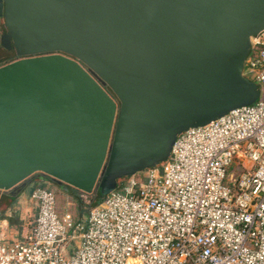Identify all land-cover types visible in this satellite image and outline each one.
Masks as SVG:
<instances>
[{
	"label": "water",
	"instance_id": "1",
	"mask_svg": "<svg viewBox=\"0 0 264 264\" xmlns=\"http://www.w3.org/2000/svg\"><path fill=\"white\" fill-rule=\"evenodd\" d=\"M264 0H0V190L80 192L159 164L177 134L252 103ZM24 56V57H23Z\"/></svg>",
	"mask_w": 264,
	"mask_h": 264
},
{
	"label": "built area",
	"instance_id": "2",
	"mask_svg": "<svg viewBox=\"0 0 264 264\" xmlns=\"http://www.w3.org/2000/svg\"><path fill=\"white\" fill-rule=\"evenodd\" d=\"M241 73L255 101L177 134L165 160L83 220L33 187V223L0 242V264H264V28L249 37Z\"/></svg>",
	"mask_w": 264,
	"mask_h": 264
},
{
	"label": "crops",
	"instance_id": "3",
	"mask_svg": "<svg viewBox=\"0 0 264 264\" xmlns=\"http://www.w3.org/2000/svg\"><path fill=\"white\" fill-rule=\"evenodd\" d=\"M5 58H7L5 50L0 47V65L10 60ZM50 181L54 182L46 175L34 173L17 194L10 195L8 190H0V242L21 239L28 233L36 212V207L29 198V193L37 185L42 186L44 183H48L50 186ZM59 187L64 191L72 192L67 185H60ZM27 201L31 202V207L28 206Z\"/></svg>",
	"mask_w": 264,
	"mask_h": 264
},
{
	"label": "rangeland",
	"instance_id": "4",
	"mask_svg": "<svg viewBox=\"0 0 264 264\" xmlns=\"http://www.w3.org/2000/svg\"><path fill=\"white\" fill-rule=\"evenodd\" d=\"M7 59V58H5ZM135 174V178L140 175V171H137ZM125 178L121 179L123 181ZM51 182V181H50ZM119 182V181H118ZM117 182V183H118ZM52 183V182H51ZM44 183L43 185H48L47 187L53 191L55 194V205L57 213L62 214L64 212L70 213L73 218H77L83 220L86 216L88 209L90 208L89 203L93 199L94 192L92 193H84L79 192L77 196H74L71 191H64L59 186L65 184L57 185L56 182ZM29 207L32 206L31 202L27 201Z\"/></svg>",
	"mask_w": 264,
	"mask_h": 264
},
{
	"label": "trees",
	"instance_id": "5",
	"mask_svg": "<svg viewBox=\"0 0 264 264\" xmlns=\"http://www.w3.org/2000/svg\"><path fill=\"white\" fill-rule=\"evenodd\" d=\"M14 56H17L15 53H6V57L8 58V60L10 59V60H12V58L14 57ZM9 60V61H10ZM127 177H129V176H123V177H120V178H118V179H116V184L118 185L120 182H121V179H123V178H127ZM119 181V182H118ZM118 182V183H117ZM43 186V185H42ZM66 186V185H65ZM67 187H68V185H67ZM70 187V186H69ZM71 188V190H72V194L74 195V196H77V193H79L80 191H78V190H76V189H74V188H72V187H70ZM107 193H101L100 191H99V189H97V190H95V192H94V195H93V199H92V201L89 203V205H90V207L91 206H93V205H95V204H97V203H99L103 198H104V196L106 195Z\"/></svg>",
	"mask_w": 264,
	"mask_h": 264
},
{
	"label": "flooded vegetation",
	"instance_id": "6",
	"mask_svg": "<svg viewBox=\"0 0 264 264\" xmlns=\"http://www.w3.org/2000/svg\"><path fill=\"white\" fill-rule=\"evenodd\" d=\"M5 50V53H14V51L12 50V49H9V50H7V49H4ZM19 57H21V56H14L12 59H16V58H19ZM24 57V56H23Z\"/></svg>",
	"mask_w": 264,
	"mask_h": 264
}]
</instances>
